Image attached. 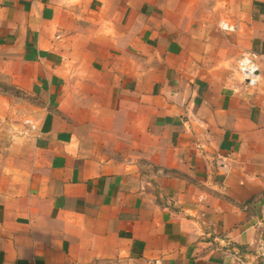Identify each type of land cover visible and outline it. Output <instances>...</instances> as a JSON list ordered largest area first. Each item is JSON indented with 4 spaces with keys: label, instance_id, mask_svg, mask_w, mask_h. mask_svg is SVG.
Masks as SVG:
<instances>
[{
    "label": "crops",
    "instance_id": "crops-1",
    "mask_svg": "<svg viewBox=\"0 0 264 264\" xmlns=\"http://www.w3.org/2000/svg\"><path fill=\"white\" fill-rule=\"evenodd\" d=\"M8 108L0 264H264V0H0Z\"/></svg>",
    "mask_w": 264,
    "mask_h": 264
},
{
    "label": "built area",
    "instance_id": "built-area-1",
    "mask_svg": "<svg viewBox=\"0 0 264 264\" xmlns=\"http://www.w3.org/2000/svg\"><path fill=\"white\" fill-rule=\"evenodd\" d=\"M239 71L240 74L243 78V80L250 84L254 85L257 80V70L256 68L251 64V60L249 58H244L240 63H239Z\"/></svg>",
    "mask_w": 264,
    "mask_h": 264
},
{
    "label": "rangeland",
    "instance_id": "rangeland-1",
    "mask_svg": "<svg viewBox=\"0 0 264 264\" xmlns=\"http://www.w3.org/2000/svg\"><path fill=\"white\" fill-rule=\"evenodd\" d=\"M8 111L5 112L4 114H0V116L2 115V118H12V115L16 116V117H22L23 114L18 113V111H14L15 113L13 114V110L11 108H8L7 109ZM22 111V110H21ZM4 120V119H3ZM4 128V126L2 124H0V149L3 150V151H6V149H8L11 145V141H7L6 140V135H1L2 132V129Z\"/></svg>",
    "mask_w": 264,
    "mask_h": 264
}]
</instances>
